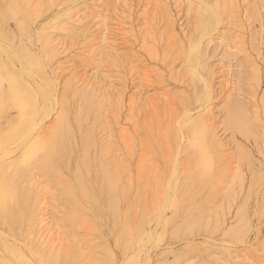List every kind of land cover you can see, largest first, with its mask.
I'll use <instances>...</instances> for the list:
<instances>
[{
  "label": "rangeland",
  "instance_id": "374dc122",
  "mask_svg": "<svg viewBox=\"0 0 264 264\" xmlns=\"http://www.w3.org/2000/svg\"><path fill=\"white\" fill-rule=\"evenodd\" d=\"M0 168V264H264V0H0Z\"/></svg>",
  "mask_w": 264,
  "mask_h": 264
},
{
  "label": "bare ground",
  "instance_id": "6f19581e",
  "mask_svg": "<svg viewBox=\"0 0 264 264\" xmlns=\"http://www.w3.org/2000/svg\"><path fill=\"white\" fill-rule=\"evenodd\" d=\"M123 1V0H122ZM148 9V8H147ZM118 20H116L114 23H112L111 21H109V20H107L106 18L105 19H103L102 21H101V25H100V28H101V42L103 43V49H107V48H109L110 47V38H111V36H110V34H116L115 32H117L118 33V35L120 34L119 32H120V30L123 28V25H124V23H123V20L121 19V17H118L117 18ZM100 21V20H99ZM98 23V22H97ZM111 26V27H110ZM111 30H114L115 32H111ZM122 35V34H121ZM108 43V44H107ZM101 44V43H100ZM105 51V50H104ZM103 51V52H104ZM10 67V66H9ZM10 69V68H9ZM148 98V97H147ZM150 99V98H149ZM151 99H152V97H151ZM150 99V100H151ZM241 105V104H240ZM39 107V106H38ZM241 108H243L242 106H241ZM232 109V108H231ZM233 111V110H232ZM235 111H236V109H235ZM239 112V111H238ZM40 114V113H39ZM38 114V115H39ZM234 115V114H233ZM233 115H231V117H233ZM37 117H40V115L39 116H37ZM63 117V116H62ZM78 117V116H77ZM238 118L240 121H241V119L243 120V117H244V115H243V117L240 115V114H235L234 115V118ZM236 118H235V120H236ZM246 118V117H245ZM65 119H67V116L65 117ZM64 119V120H65ZM231 119H233V118H231ZM35 120H36V118H35ZM61 120H63L62 118H61ZM64 120L62 121V123L64 124V127L62 126L61 128H64V131L66 130L67 131V129H65V125L67 124V121L68 120H65V122H64ZM37 121V120H36ZM36 121L34 122V120H33V123H36ZM79 121V120H78ZM250 121V120H249ZM234 123L235 122H237V120L236 121H233ZM242 122V121H241ZM23 123H25V122H23ZM33 123H31V124H29L28 126H30V127H34V124ZM69 123V122H68ZM244 123V122H243ZM26 124V123H25ZM24 124V125H25ZM61 124V123H60ZM237 123H235V125H236ZM69 125V124H68ZM240 125V124H239ZM38 126V125H37ZM37 126L36 127H34V128H32L33 130L34 129H36L37 128ZM59 125H57L56 127H58ZM241 126V125H240ZM60 127V126H59ZM245 127V126H244ZM250 127V126H249ZM72 128V127H71ZM70 128V129H71ZM241 128V127H240ZM55 129H57V128H55ZM55 129H53V130H55ZM52 130V131H53ZM59 130V129H58ZM62 130V129H61ZM37 131V130H36ZM69 132H72V131H69ZM53 133H55V132H53ZM59 133V132H58ZM68 133V132H67ZM56 134V133H55ZM61 134V133H60ZM61 135H63V132H62V134ZM70 135V134H69ZM56 136H57V134H56ZM65 136V135H64ZM64 136H61V138L62 137H64ZM70 137H72V136H70ZM60 138V139H61ZM65 138V137H64ZM64 138H62V139H64ZM67 138V137H66ZM61 139V140H62ZM71 139V138H70ZM69 139V140H70ZM56 140V139H55ZM59 140V139H58ZM66 140V139H65ZM22 141V140H21ZM74 141H75V139H74ZM43 142V141H42ZM55 142V141H54ZM66 142L68 143V140H66ZM70 142V141H69ZM61 143H63L62 141H61ZM22 144H23V142H22ZM66 145V143L64 142L61 146L64 148V147H66L65 145ZM64 145V146H63ZM68 145V144H67ZM62 147H61V150H62ZM51 149V148H50ZM60 150V151H61ZM65 149H63V151H64ZM65 153L67 152L66 150L64 151ZM38 155V154H37ZM48 155V154H47ZM64 155H66V154H63L62 156H64ZM8 157V156H7ZM50 157H51V155H50ZM4 158V157H3ZM49 160V159H48ZM66 160H64V162H65ZM61 162V161H60ZM63 162V163H64ZM3 163H5V162H3ZM69 162L67 161V164H68ZM2 164V163H1ZM67 166V165H66ZM1 169V168H0ZM107 169V168H106ZM109 169V168H108ZM2 170V169H1ZM103 170H105V168L103 169ZM102 170V171H103ZM106 171V170H105ZM104 171V172H105ZM111 172V170H108V172ZM104 172H101V174L103 173L104 174ZM110 172L108 173V175L110 174ZM113 175V174H112ZM114 176H116V175H114ZM110 178H111V176H110ZM104 179V178H103ZM2 180V179H1ZM106 181V182H105ZM105 183H106V185L108 184L109 186L110 185H113V184H115V179H114V177H113V179L111 178V179H108V177H107V175L105 176ZM103 182V183H104ZM119 184V183H118ZM105 185V184H104ZM117 185V184H116ZM114 186V185H113ZM101 187V186H100ZM115 188H116V186H114ZM104 188V187H103ZM109 188V187H108ZM113 188V187H112ZM114 188V189H115ZM118 188V187H117ZM105 189V188H104ZM106 189H107V186H106ZM113 189V190H114ZM108 190V189H107ZM117 190V189H116ZM115 190V191H116ZM110 193H112V192H110ZM117 193V192H116ZM115 193V194H116ZM102 194V193H101ZM103 195V194H102ZM107 195V194H106ZM109 196V195H108ZM107 196V197H108ZM116 198V197H115ZM111 199H112V197H111ZM115 200H114V198H113V200L110 202L111 203V205L113 204V202H114ZM119 202V201H118ZM116 205H118V203L116 204ZM113 206V205H112ZM114 208H116V207H114ZM118 208V207H117ZM41 219V218H40ZM47 220V219H46ZM43 222V221H42ZM49 224V223H48ZM53 229V228H52ZM5 234V233H4ZM53 235V234H52ZM1 237V236H0ZM3 237V236H2ZM2 237H1V239L0 240H2ZM5 237V236H4ZM130 240V239H129ZM2 241H4V240H2ZM5 242V241H4ZM12 246V245H11ZM14 246V245H13ZM18 249V248H17ZM20 252V251H19ZM20 254H22L21 252H20ZM28 254V253H27ZM66 258V257H65ZM66 261V260H65ZM74 263V262H73Z\"/></svg>",
  "mask_w": 264,
  "mask_h": 264
}]
</instances>
